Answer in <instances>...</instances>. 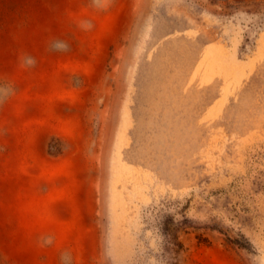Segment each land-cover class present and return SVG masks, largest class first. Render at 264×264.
<instances>
[{
    "label": "rangeland",
    "instance_id": "1",
    "mask_svg": "<svg viewBox=\"0 0 264 264\" xmlns=\"http://www.w3.org/2000/svg\"><path fill=\"white\" fill-rule=\"evenodd\" d=\"M0 264H264V0H0Z\"/></svg>",
    "mask_w": 264,
    "mask_h": 264
},
{
    "label": "crops",
    "instance_id": "2",
    "mask_svg": "<svg viewBox=\"0 0 264 264\" xmlns=\"http://www.w3.org/2000/svg\"><path fill=\"white\" fill-rule=\"evenodd\" d=\"M206 46H215V44H213V43H209V44H207Z\"/></svg>",
    "mask_w": 264,
    "mask_h": 264
}]
</instances>
